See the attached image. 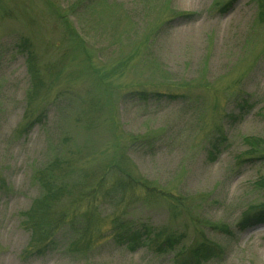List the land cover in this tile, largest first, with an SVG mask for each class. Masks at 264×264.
Segmentation results:
<instances>
[{
	"label": "rangeland",
	"instance_id": "obj_1",
	"mask_svg": "<svg viewBox=\"0 0 264 264\" xmlns=\"http://www.w3.org/2000/svg\"><path fill=\"white\" fill-rule=\"evenodd\" d=\"M82 1L0 0V264H177L203 242L223 249L203 264H264V224L238 229L264 205V0ZM142 137L153 147H130ZM57 157L91 182L111 167L143 177L159 193L134 187L93 209L105 229L118 216L183 234L181 247L157 256L63 243L28 257L22 214Z\"/></svg>",
	"mask_w": 264,
	"mask_h": 264
},
{
	"label": "trees",
	"instance_id": "obj_2",
	"mask_svg": "<svg viewBox=\"0 0 264 264\" xmlns=\"http://www.w3.org/2000/svg\"><path fill=\"white\" fill-rule=\"evenodd\" d=\"M85 1L78 3L76 7H82ZM232 3L231 1L227 3L221 11H227ZM261 8L263 9L264 6L262 5ZM262 9L264 14V9ZM67 28L72 36L71 28L68 26ZM29 46V42L25 41V47ZM28 61L33 64V57L30 53ZM32 68L34 69V65ZM166 97L161 93L145 92H132L127 95V99L138 102H148L150 99L160 101L159 99ZM169 98L171 97L169 96ZM66 117L63 115L62 119ZM33 124L34 122H31L28 127H32ZM152 142L150 137L133 138L130 147L141 145L151 148L153 147ZM214 147H217L216 144ZM106 171V174H101L99 177L94 174V182H91L89 173L78 170L70 159L61 157H57L44 169L38 171L36 180L41 185V195L34 201L32 208L22 214V225L31 232V241L26 251L28 257L46 254L58 249L59 245L63 243H65V247L77 253L80 251L95 253L109 244L108 246H117L130 253L147 249L157 256L177 251L181 247L184 241L183 234L173 233L166 236L163 229L148 225L136 226L122 217H110L111 227L107 229L103 227L104 222L102 221L105 219L97 216L93 209V202H98L100 209L107 206L110 201L112 204H116L119 200L117 202H113V200H117V196L122 198L127 190L134 187L147 192L153 190L155 193H159V190L143 177L135 178L129 172L119 176L114 167ZM109 174L116 176V180L103 191L106 182L104 177ZM96 178L98 182L94 186ZM88 186L92 187L85 190ZM257 186L264 187V177L261 178V182L257 183ZM98 195L99 200L97 199ZM263 224L264 205L253 206L242 214L238 229L244 231ZM218 229L230 233L227 226ZM222 253L221 247L203 242L194 248L179 250L175 254V260L177 264H203L218 258ZM179 256L182 257L181 262Z\"/></svg>",
	"mask_w": 264,
	"mask_h": 264
}]
</instances>
